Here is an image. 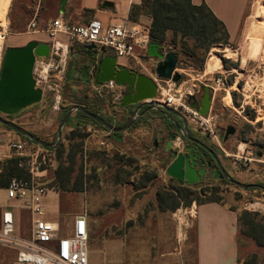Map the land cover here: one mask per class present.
I'll return each instance as SVG.
<instances>
[{"label": "rangeland", "instance_id": "374dc122", "mask_svg": "<svg viewBox=\"0 0 264 264\" xmlns=\"http://www.w3.org/2000/svg\"><path fill=\"white\" fill-rule=\"evenodd\" d=\"M61 1L0 0V24L9 22L10 26L6 42L7 48L22 47L33 41L35 31H29L30 23L36 19V23L43 27L49 19L57 16L55 12L60 7ZM52 3H55V11L51 8ZM69 3L72 5L70 6L73 18L71 23L83 25L95 18L93 11L82 8V0H70ZM144 19H141L142 24H145ZM61 37L65 39V42L62 43L63 45L59 44L54 50L57 52V56H61L65 53L64 46H67V71L68 63L71 61L70 52H76L80 47L78 43L68 41L66 35ZM163 50L168 53L179 51L170 44L163 45ZM142 59L147 70L141 66L134 67L139 73L151 78L156 61L147 59L143 55ZM200 60H203L201 68H197L192 58L180 54L176 72L179 73L181 69H189L228 75L229 87L225 89L226 91L216 94L213 113L220 117L217 129L222 137L225 133L221 131L224 125L228 124L236 131L233 136L229 137L228 141L220 143V145L213 142L208 136L204 135V137L210 140L211 146L216 150L218 159L229 177L246 185L264 186V157H257V152L264 150V0H253L244 21L243 35L238 41L225 46L213 47L206 55L198 59V64ZM183 78L185 76H182L181 79ZM58 91L60 97L55 99L53 92L45 89L41 102L25 108L19 112L20 115L10 116V120L37 138L55 144L58 140V127L65 116V109H71L75 106L72 103L75 98L88 95L90 104H92V100H97L105 112V114L99 113L102 118L109 114L126 111L120 106V102L112 101L109 92H103L100 95L92 88V85L85 86L77 82H68L66 72L64 80L58 85ZM76 112L78 111H74V113ZM89 123V126L80 123L79 129L73 134L72 127L74 126L67 124L64 126L59 145L64 148L65 153L58 158L54 168L45 170L44 179L41 180L48 189H56L57 187L52 185L55 169L60 162L66 160V155L70 151H78L76 173L79 172L80 165L84 169L89 157H96V159L92 158L93 163L89 164V174L87 175L89 185L85 187L88 191L83 193L72 191L59 195L61 205L66 210V213H62L57 219L62 233L69 232L75 216L86 209L97 207L100 215L106 214V221L105 227H101L99 233L94 234V240H97L98 237L107 239L122 237L125 239L123 248L129 252L139 246L135 243L136 238L151 237L153 251L159 253L164 250L165 245L162 243L171 235L170 223H178V220L185 215L187 207H192V205H197L206 200H216L236 209L239 211V216L243 210L258 213L257 219H262L264 223V190L259 188L245 190L219 179L204 180L198 184L188 185L196 193L194 196L181 198L178 201L180 205L176 209L161 211L156 193L160 189H170L176 181L167 175L166 170L159 173V178L155 179L157 177L156 164L154 163L156 155L154 156L153 153L156 149L152 143L145 148L142 146L127 147L126 153L129 159H136L138 162L131 165L127 170L120 167L114 168L117 170L116 172L122 170L120 172L122 177L125 175L128 179L127 182L132 183L134 188L114 189L112 186L113 179L110 178L115 171L109 169L108 162L112 158L113 160L117 158L123 160V157L119 158L117 153L108 146H100L101 151L95 150L97 144H93L92 139L94 138H90V134L95 129L100 128L92 122ZM183 140L185 145L186 141ZM91 141L93 146L88 152L86 148L90 147L88 143ZM104 147L107 150H103ZM183 149L184 147H180L172 151L178 153L179 150L183 151ZM145 172L146 175L151 174L155 180L149 187L147 186L146 190H142ZM57 201L55 200L48 209L50 218H54L57 214ZM175 203L177 202L170 199L165 201L169 208ZM122 204L125 208L120 213L118 208ZM136 204L137 206L142 205V207L134 209ZM113 210L117 211L113 212ZM127 212L135 215V219L127 220L120 225L121 216ZM247 230L242 224H238L239 264H264V246H259L254 237L246 234ZM258 237L260 241H264L262 232L258 233ZM93 244L91 242L89 244L90 251L94 247ZM178 250L180 251V248ZM180 259L178 256L176 264H181Z\"/></svg>", "mask_w": 264, "mask_h": 264}, {"label": "crops", "instance_id": "0c3cea01", "mask_svg": "<svg viewBox=\"0 0 264 264\" xmlns=\"http://www.w3.org/2000/svg\"><path fill=\"white\" fill-rule=\"evenodd\" d=\"M69 2L70 0H66L63 14L60 12V7L57 8V12H55L57 16H55V18L61 15L68 25L82 26L71 23L73 18L70 12V6L72 5H70ZM104 2H109L113 6L104 8L102 6ZM252 2L253 0H193V4L195 5L205 3L215 16L225 24L229 33V43L236 42L242 37L244 21ZM139 3L140 2L130 3V0H82V8L93 11L95 13V18L100 20L104 27L121 23H141L142 18H145V24L150 26L151 18L149 16L142 15L137 21H131L129 19L131 7ZM51 8L55 11V3H52ZM55 18L49 19L48 23H45L43 27L39 23L37 24V28L33 33L35 35L33 41L51 45V39L45 30L48 24ZM62 35L64 34L59 35V44L65 42V39L61 37ZM78 46L81 48L85 45L79 44ZM105 51L106 55L116 57L117 65L136 70L134 66L138 65L133 60L117 57L113 52L107 49ZM200 92L195 97V100L199 103L203 97L204 90ZM215 97L216 96L212 95V109L214 108ZM195 100H193V103ZM101 112L105 114L103 109ZM133 112L134 110L129 109L125 112L106 115L105 117L107 118L104 117V119L115 127H122L131 120ZM139 114L140 116L135 124L126 131L113 133L95 129L92 134H90V138H94L92 139L94 141L93 144H97L95 150L101 151L102 149L100 146H108L117 153L116 155H118L119 158L123 157V160H119L118 158L113 160L112 158L109 162L107 161L110 166L109 169L115 171L110 178L113 179L112 186H114V189L119 188V190H126L127 187L134 188L132 183L127 182L128 179L125 175L122 177L120 173L122 171L121 169L119 172L115 170L117 167L127 170L131 165L138 162L136 159H129L126 153L127 147L142 146L145 148L148 144L152 143L156 149L153 154L154 156L156 155L154 163L156 164L157 177L155 179H158L159 173L165 171L172 161V158L168 157L170 155V151H167V148H169L168 143L172 142V150H175V148L178 147V139L183 138V134L185 133L182 119L166 112L163 108L150 109V107L144 106L141 108ZM17 115L20 114L18 113ZM71 117L73 118V122L71 123L72 126L76 123H82L85 126L90 125L89 121L78 118L74 112L70 118ZM188 134L191 137L204 136L189 122ZM23 141L29 140L22 138L11 130L0 128V163L5 159L14 157V152L10 148V144ZM88 144L90 147H87L86 151L89 152L91 151V146H93L92 141ZM103 150H107V148ZM92 158L96 159V157H89L86 161V166L82 170L84 181L81 193L88 191L85 187L89 185V177H87V175L89 174V164L92 162ZM143 175L144 187L141 189L146 190L147 186L149 187L155 179H153L151 174L146 175V172ZM204 180H216V177L212 175L206 177ZM66 193L69 192H61L57 190V188L48 189V192L42 198V203L45 208L44 218L46 220L59 224L57 219L62 213H66L65 208L61 205L59 200V195ZM55 200H58L57 214L54 218H50L48 209L54 204ZM141 207L142 205L137 206L136 204L134 209ZM123 208H125L123 204L118 208L120 213ZM116 211L117 210H113V212ZM6 212L12 214L13 235L20 238H29L31 233V217L24 207L23 201L8 197L7 190L0 189V232L2 229L3 214ZM81 214L86 215L88 227L87 250L89 264H176L178 256L181 258V264H239L237 238L239 211L225 204L209 202L187 207L185 209V215L182 219L178 220V223H170L171 235L162 243L165 245L164 250L159 253H154L151 237L136 238L135 243L139 244V246H136L129 252L125 251L123 248L125 239L122 237H114L111 239L98 237L97 240H94V234H98L99 229L105 227L106 214L100 215L97 207L86 209ZM134 219L135 215L127 212L121 216L120 225L124 224L127 220ZM90 242L91 244L94 243V247L91 251L89 250ZM179 248L180 251L178 250ZM0 264H18L16 260V251L10 247L0 245Z\"/></svg>", "mask_w": 264, "mask_h": 264}, {"label": "built area", "instance_id": "2783aa9c", "mask_svg": "<svg viewBox=\"0 0 264 264\" xmlns=\"http://www.w3.org/2000/svg\"><path fill=\"white\" fill-rule=\"evenodd\" d=\"M140 1L130 0V3ZM36 28V19H33L29 25V31H35ZM45 31L52 41L51 53L48 58H36L33 70L36 87L43 92L48 89L53 92L55 99L60 97L58 85L65 78L67 64V46H64L65 53L61 56H57L54 50L59 45L60 34L66 35L70 42L85 46L93 44L99 50H110L117 57L129 58L146 69L143 65V55L147 59L156 61L153 74L150 75L157 86V95L153 100L143 101L140 104L144 107L154 103L156 108H171L183 115L201 134L208 136L218 145L223 143L222 135L217 129L219 115L213 113L212 108L207 115H201L192 108V103L205 87L210 88L213 96L226 91L225 89L229 87L228 75L181 69L179 74L181 78L182 76L185 78L179 82L159 78L155 69L160 60L148 55L149 26L142 23H121L104 27L100 20L93 18L86 25L70 26L59 15L48 24ZM9 32V22L0 24V70L7 49ZM163 52L168 53L164 50ZM92 88L100 95L103 92H109L113 102H120L125 91L124 87L117 85L114 81L106 82L101 86L92 84ZM137 108L138 106L134 109L132 118L139 116L140 110L137 111ZM228 127V124L224 125L221 131L225 132ZM177 146V148L184 147L183 138L178 139ZM10 148L14 152V157L17 158L18 167L25 171L29 178L12 179L6 190L8 197L23 201L31 217V233L29 238L15 237L12 214L6 212L3 214L0 245L16 251L18 264H89L86 215L75 216L67 233L61 232L58 223L44 218L45 208L42 198L48 192V188L41 180L44 179L45 170L54 168L56 163L52 149L29 141L12 143Z\"/></svg>", "mask_w": 264, "mask_h": 264}, {"label": "water", "instance_id": "95a60500", "mask_svg": "<svg viewBox=\"0 0 264 264\" xmlns=\"http://www.w3.org/2000/svg\"><path fill=\"white\" fill-rule=\"evenodd\" d=\"M66 0L61 1L60 12L64 13ZM105 7H112L109 2H104L102 5ZM89 51H92V56H88L85 61H81L79 54L70 52L71 61L68 63L66 71V80L71 82L75 75H82L85 81L90 78L93 79L91 70L94 72V85L101 86L106 82L114 81L117 85L125 88L126 93L122 95L120 100V106L126 108L129 105L137 106V111L141 110L143 101L153 100L157 95V86L154 81L133 69H127L123 66L116 64V57L106 55L105 50H99L95 45L91 44L87 46ZM51 53V45L46 43H38L37 41H30L22 47H9L6 49L2 67L0 70V113L7 116L17 115L19 112L28 108L36 103L41 102L43 98V91L36 87V83L33 76V70L36 58H48ZM148 55L152 58L159 59V63L155 69L156 75L164 80H173L179 82L181 75L176 72V66L178 63V56L174 52L164 54L163 46L155 43H150L148 47ZM74 57V58H73ZM204 94L201 102L195 100L192 103V108L198 111L201 115H207L210 112L212 104L211 90L205 87ZM140 104V105H139ZM148 107L154 109L155 104L149 103ZM165 111L182 119L184 123L185 133L183 139L186 143L183 151H172L173 143L169 142L167 151H170L172 158L171 163L166 168L167 175L180 184L194 185L204 181L206 177L212 176L213 167L204 158L199 156V153L195 146H186L187 142L200 145L207 150L214 158L219 167L223 177L230 183L242 188H259L264 190V186L258 184H243L236 180L230 179L228 174L222 167L218 157L214 152L200 141L191 137L188 134V121L179 112L164 107ZM74 111H78L98 125L103 127L106 131L113 133H120L131 128L138 117L134 116L131 120L122 127H115L107 122L100 115L94 114L78 105L69 109L63 117L58 127V140L55 144L45 142L29 131L18 126L12 121L4 120L0 118V124L17 133L18 135L28 139L34 144H38L48 149H55L58 147L62 130L67 124L70 116ZM233 127H228L222 137V142L225 143L230 136L235 134ZM187 151L185 153L184 151ZM262 153H257V157L261 158Z\"/></svg>", "mask_w": 264, "mask_h": 264}, {"label": "trees", "instance_id": "16d2710c", "mask_svg": "<svg viewBox=\"0 0 264 264\" xmlns=\"http://www.w3.org/2000/svg\"><path fill=\"white\" fill-rule=\"evenodd\" d=\"M142 15L151 18L149 26L150 43L162 46L170 44L172 47L179 49L178 52H175L177 56L182 54L192 58L197 68H201L203 62V60H200L198 64V59L206 55L213 47L229 44V33L225 24L215 16L205 3L195 5L193 0H141L139 4L131 7L129 19L137 21ZM91 102L92 104L89 103L88 95H85L84 97L75 98L72 103L99 115L102 107L97 100H92ZM69 109H65V114ZM76 116L92 122L100 129L105 130L80 112H76ZM72 122L73 118L71 117L67 125H71ZM78 125L79 123H76L74 125L75 128L72 127V134L79 129ZM51 152L57 161L58 158L63 156L65 150L59 145ZM77 158L78 151H70L66 155V160L58 164L52 182V185H55L57 190L61 192H79L82 190L84 181L82 175L83 167L80 165L78 168L79 172L76 173L78 167ZM15 178L28 179L29 175L18 167L16 157L5 159L0 163V189H7L12 179ZM195 194L188 185L176 182L171 185L170 189L158 190L156 196L160 210L166 211L178 208L180 205L178 201L181 198L194 196ZM168 199L177 203L169 208L165 204ZM209 202L219 203L216 200H206L198 204ZM188 203L190 204L191 202ZM258 216V213H250L243 210L239 216V223L248 229L245 233L254 237L259 246H264V241H260L258 237L259 232L264 234V223L262 219H257Z\"/></svg>", "mask_w": 264, "mask_h": 264}, {"label": "flooded vegetation", "instance_id": "af4514ba", "mask_svg": "<svg viewBox=\"0 0 264 264\" xmlns=\"http://www.w3.org/2000/svg\"><path fill=\"white\" fill-rule=\"evenodd\" d=\"M87 46H88V45H87ZM87 46H83V47H81V48H80L78 51H76V52H74V51H71V52H73L74 54H79V55L81 56V61H85V60L88 58V56H92V51H89V50L87 49ZM73 58H74V57H73ZM133 70H134V69H133ZM135 71H136V70H135ZM90 73L93 75V79H92V80H90V78H89V79H87V81H85L84 76H82V75H75L74 78H73V80H72L70 83H75V82H77V83L82 84V85H85V86H91L92 84H94V72L91 70ZM125 93H126V90L124 91L123 94H125ZM137 106H138V105H137ZM135 108H136V106H134V105H129V106H127L125 109L128 111L129 109H130V110H134ZM0 118H2V119H4V120L11 121V120H10V116H7V115L1 114V113H0ZM0 128H6V127L3 126L2 124H0ZM194 138L197 139L198 141H200L202 144L206 145V146H207L209 149H211V150L214 152V154L218 157L216 150L211 146V144H210V142H209L210 140H209L207 137H204V136H203V137H194ZM186 146H195V147H196V149H197V151H198V153H199V156L202 157V158H204V159H205L207 162H209L210 165L213 167L212 175H215L216 180L219 179V180H223V181H226V182L230 183L228 180H226V179L223 177V175H222V173H221L219 167L217 166L216 161L214 160L213 156H212L207 150H205V149H204L203 147H201L200 145H197V144H194V143H190V142H187ZM184 152L187 153L186 150H185ZM257 153H262V154H263L262 157H264V150H263L262 152H257ZM228 177H229V175H228ZM229 178L232 179L231 177H229ZM183 184H184V183H183ZM230 184H232V183H230Z\"/></svg>", "mask_w": 264, "mask_h": 264}, {"label": "bare ground", "instance_id": "6f19581e", "mask_svg": "<svg viewBox=\"0 0 264 264\" xmlns=\"http://www.w3.org/2000/svg\"><path fill=\"white\" fill-rule=\"evenodd\" d=\"M5 8H6V6H5ZM262 23V22H261ZM55 54L57 55V52H55ZM213 61V60H212ZM211 67H212V65H210ZM227 95H228V93H226Z\"/></svg>", "mask_w": 264, "mask_h": 264}]
</instances>
